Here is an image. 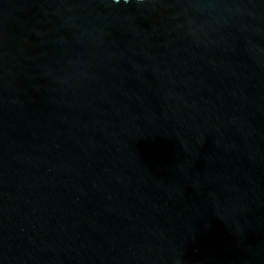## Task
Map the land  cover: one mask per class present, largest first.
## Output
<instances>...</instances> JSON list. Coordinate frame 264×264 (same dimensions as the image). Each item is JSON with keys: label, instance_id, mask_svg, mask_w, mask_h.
I'll return each mask as SVG.
<instances>
[{"label": "water", "instance_id": "water-1", "mask_svg": "<svg viewBox=\"0 0 264 264\" xmlns=\"http://www.w3.org/2000/svg\"><path fill=\"white\" fill-rule=\"evenodd\" d=\"M0 264H264V0H0Z\"/></svg>", "mask_w": 264, "mask_h": 264}]
</instances>
